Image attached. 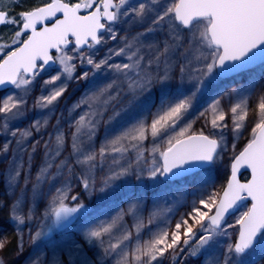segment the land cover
<instances>
[{
    "label": "snow or ice",
    "instance_id": "snow-or-ice-1",
    "mask_svg": "<svg viewBox=\"0 0 264 264\" xmlns=\"http://www.w3.org/2000/svg\"><path fill=\"white\" fill-rule=\"evenodd\" d=\"M0 26H13L0 31V86L17 90L0 98V134L11 137L0 144V182L13 198L0 199V212L8 208L16 230L0 235V254L13 240L24 254L21 226L35 225L27 245L40 249L73 224L79 234L56 245L71 259L50 262L40 252L28 264H248L264 252V85L255 79L257 67L264 79V0H0ZM237 76L248 86L193 115L202 95ZM84 82L91 87L65 127L56 111ZM33 110L42 119L10 126ZM122 113L147 115L97 147L99 128ZM125 177L199 195L190 203L182 196L178 214L154 201L147 217L137 195L98 220L89 202L115 195Z\"/></svg>",
    "mask_w": 264,
    "mask_h": 264
},
{
    "label": "rangeland",
    "instance_id": "rangeland-1",
    "mask_svg": "<svg viewBox=\"0 0 264 264\" xmlns=\"http://www.w3.org/2000/svg\"><path fill=\"white\" fill-rule=\"evenodd\" d=\"M131 3H137V0H131ZM25 5H21L23 7ZM13 26H3L0 31H3L7 34L8 31L11 30ZM104 50L102 49L100 55H103ZM58 67V66H56ZM54 67L52 70V74H55ZM49 75V76H50ZM49 76L43 77L41 79H47ZM248 77L247 76H237L235 79L225 78V82L221 83L216 87L213 91L207 92L199 98V101L195 104V112L193 115H198L200 111H202L205 107L208 106L212 102L214 98H217L222 92L231 91L234 87H240L244 85L248 86ZM255 79L258 85H264V79L261 78V71L259 67L255 70ZM91 87L88 82H84L83 84L76 85L75 87L70 89V95L62 100L60 106L58 107L56 114L59 115L61 112L64 114V125L66 127L67 123L70 121L71 117L68 116V109L80 98V96L87 92V90ZM259 90V89H257ZM17 90H12L9 92L0 91V98H3L7 95L13 94ZM39 95V86L37 85L34 92L33 98ZM33 100H29V106H31ZM228 100L225 98V105H227ZM154 110V109H153ZM75 115V114H73ZM125 115L124 113L121 114ZM147 115V113H141L138 116L132 118L129 115H125L122 118L118 119V121H113L109 126H102L98 130L99 140L96 141V146L99 147L100 143L103 141L106 135L108 134H116L121 131L123 128L128 125L135 123L136 120L143 118V116ZM192 117H189L191 119ZM34 119H42L39 110L29 111L27 116L22 120L13 121L10 126L14 127H27ZM204 125V120L201 119L197 123L193 125V129L199 131ZM226 135L230 136V132L226 133ZM247 135V134H246ZM8 139H11L10 136H5L0 134V144H3ZM134 155V154H133ZM11 156V153H9ZM6 163V161H5ZM4 164H0V171L3 170ZM35 172V168L33 169ZM102 173L97 175V180L102 178ZM215 183L217 186L223 184L225 182V170L221 167L215 174ZM116 185L118 187L115 188V195L110 196L105 201L95 200L89 202V207L93 210L94 216L98 220L109 219L111 216H114L117 212L120 211L121 208H126L128 204L131 202L129 197L132 200L136 199L137 195H140L146 204V210L144 211V216L147 217V211L150 210L153 206L154 201H159L162 207H172L174 213L178 214L179 212H183L186 210V207L181 200L183 196V200L188 203L191 202L196 196L199 195V191L195 188L186 187L184 184L176 183V184H161L159 187H156L155 182L147 181V182H138L135 180V177H125L121 181H117ZM58 186V185H57ZM7 187L6 184L0 182V199H6L9 203L12 202V197L10 195L4 194V188ZM19 191V190H17ZM21 198L23 199V194H21ZM43 211V205L40 206L39 212ZM243 211V209H242ZM8 208L5 207L2 212H0V235L5 237H13L16 230L12 221L7 218ZM239 213H236L238 216ZM230 223L235 222V216H233ZM129 224H131V220L129 219ZM160 226H163L162 224ZM23 228L25 234V252L22 256H18L16 249L14 247L15 240H13L12 245H10L3 254H0V260L4 262V264H28L30 259H34L36 255L40 252L43 253V257L47 258L50 262H53L57 259L69 260L71 257L68 256L65 251L64 254H61L59 248L56 247L57 244H63L65 240L71 239V233L76 232L79 234L80 229L76 224H73L72 227L68 230V235H59L54 234V239L47 244V246H41L40 249H36L35 247L29 248L27 245V234L30 228H34L35 225H27L21 226ZM151 227V226H150ZM231 231V230H229ZM149 232L144 233L143 238H147ZM222 244H226L229 241L227 238H222ZM222 251V248L220 249ZM204 257L198 258H187L185 264H202ZM165 264H170L169 261H165ZM248 264H264V252H256L249 258Z\"/></svg>",
    "mask_w": 264,
    "mask_h": 264
},
{
    "label": "flooded vegetation",
    "instance_id": "flooded-vegetation-1",
    "mask_svg": "<svg viewBox=\"0 0 264 264\" xmlns=\"http://www.w3.org/2000/svg\"><path fill=\"white\" fill-rule=\"evenodd\" d=\"M54 67H56V66H53L52 68H50L47 73L42 74V78L46 77V76H49L52 73V70H53ZM12 90H14V88L9 87V88H5V89L0 90V91L9 92V91H12Z\"/></svg>",
    "mask_w": 264,
    "mask_h": 264
},
{
    "label": "water",
    "instance_id": "water-1",
    "mask_svg": "<svg viewBox=\"0 0 264 264\" xmlns=\"http://www.w3.org/2000/svg\"><path fill=\"white\" fill-rule=\"evenodd\" d=\"M0 27H1V26H0ZM9 87H11V86H8L7 88H9ZM3 89H5V87L0 86V90H3ZM245 175H246V178H249L247 173H245ZM242 180H243V179H242Z\"/></svg>",
    "mask_w": 264,
    "mask_h": 264
},
{
    "label": "trees",
    "instance_id": "trees-1",
    "mask_svg": "<svg viewBox=\"0 0 264 264\" xmlns=\"http://www.w3.org/2000/svg\"><path fill=\"white\" fill-rule=\"evenodd\" d=\"M245 177V176H244Z\"/></svg>",
    "mask_w": 264,
    "mask_h": 264
}]
</instances>
